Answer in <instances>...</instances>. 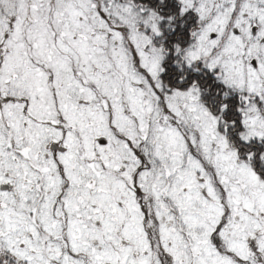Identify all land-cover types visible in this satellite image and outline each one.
I'll use <instances>...</instances> for the list:
<instances>
[{
	"label": "snow or ice",
	"instance_id": "snow-or-ice-1",
	"mask_svg": "<svg viewBox=\"0 0 264 264\" xmlns=\"http://www.w3.org/2000/svg\"><path fill=\"white\" fill-rule=\"evenodd\" d=\"M0 264H264V0H0Z\"/></svg>",
	"mask_w": 264,
	"mask_h": 264
}]
</instances>
